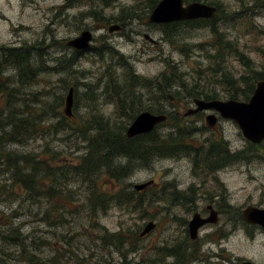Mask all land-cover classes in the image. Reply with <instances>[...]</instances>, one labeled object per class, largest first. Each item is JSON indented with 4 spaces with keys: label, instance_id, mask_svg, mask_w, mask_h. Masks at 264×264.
<instances>
[{
    "label": "rangeland",
    "instance_id": "obj_1",
    "mask_svg": "<svg viewBox=\"0 0 264 264\" xmlns=\"http://www.w3.org/2000/svg\"><path fill=\"white\" fill-rule=\"evenodd\" d=\"M200 1L216 6L212 21L199 19L190 27L176 22L166 33L163 24L147 19L151 0H114L107 5L100 0H0V45L39 42L32 60L43 69L25 81L13 74L11 66L2 67L1 74L10 77L14 88L11 96L0 92V108L17 109L19 115L35 119L32 128L3 142L2 148L34 158L49 157L46 160L58 166L77 162L86 151L82 134L92 131L94 113L102 115L101 124L107 117L114 131L118 123L130 122L115 111L120 108L110 84L116 77L122 87L119 91L129 84L131 106L148 105L150 111L161 109L167 115L155 132L168 133L178 123L191 128L193 148L220 140L244 154L211 172L192 164L193 149L188 154L154 157L138 164L124 179L131 184L155 182L142 189L139 208L127 209L110 201L103 211L94 212L88 209L87 196L92 185L102 189V181H108L102 172L84 180L65 169L57 170V175L68 174L67 178L54 180L52 196L38 195L11 183L0 159V264H238L241 258L264 264V228L244 222L240 214L247 204L264 207V139L263 148L255 147L232 119L217 113L214 125L208 126L204 115L209 109L184 114L194 106L192 97L186 95L192 83L213 89L214 98L247 99L250 95L253 88L246 95L232 93L246 90L250 83L254 87L257 76L264 75V5L259 0ZM110 23L120 28L108 31ZM83 28L92 31L91 43L75 53L65 40ZM114 51L139 76L152 78L168 68L170 77L186 84L171 99L158 90L164 85L161 78L157 88H144L123 75L124 67ZM176 81L167 95L178 89ZM69 86L73 128L69 124L60 128L54 121ZM170 112L176 116H168ZM2 121L0 116V133L6 128ZM207 202L217 209V221L202 226L194 241L187 237L181 258L178 253H165L163 246L169 249L183 241L184 220L193 211L204 213ZM147 220L155 226L138 235ZM8 225L18 229L16 243L6 242ZM119 227L125 241L120 247L102 240L103 230Z\"/></svg>",
    "mask_w": 264,
    "mask_h": 264
},
{
    "label": "trees",
    "instance_id": "obj_2",
    "mask_svg": "<svg viewBox=\"0 0 264 264\" xmlns=\"http://www.w3.org/2000/svg\"><path fill=\"white\" fill-rule=\"evenodd\" d=\"M100 1L103 5H107L114 0ZM259 1L261 5H264V0ZM155 2L156 1L151 0L150 8L153 7ZM120 14L124 13L120 11ZM213 17L192 18L160 24H163L162 30H165L167 33L170 27L177 24L176 22H180L179 24L186 22L184 25L190 27L193 26L195 22H198L197 20L199 19L212 21ZM39 44L38 42L22 45H0V92L4 91L7 95L11 96L12 88H14L10 85V82H12V80L9 79L10 77L1 74L2 67L11 66L14 69L13 74L20 79L24 78L25 81L32 80L38 69L43 70L39 63L35 65L34 63L36 62L32 60V55L35 50H37L35 47L39 46ZM73 50L75 53L80 51L78 49ZM114 54H117L120 64L124 67L123 75L127 77L128 80L134 83L141 82L142 87L152 90L154 86L157 88L159 82L157 79L161 78L164 85H159L158 90L162 95L167 97L166 92L169 90L172 82L176 81V78L170 77L172 74L168 68L160 71L152 78H145L134 73L133 68L121 54L115 51ZM257 77L258 79L264 78V75H258ZM244 80L248 81L247 78ZM185 84L186 83L183 81H176L178 89H175L173 94L171 93L172 96H176L180 92L179 89L185 86ZM117 87V79L114 77V82L110 84V92L111 95L114 96V101H118L120 109H115L117 114H124L126 118H130L131 121L138 111L142 109L149 110L151 108L148 105V107H139L138 103H136V107L130 105V93H132V91L129 90V84H127L126 89H123L122 92L119 91L122 87ZM252 88L253 85L250 83L246 90L238 92L239 89H237L232 95H246L247 90L251 91ZM186 95L189 97L202 96L204 98H213L215 96V91L210 88L199 86L198 83H192L186 87ZM135 96L137 97L138 95ZM58 104L59 103H57V107ZM123 104H127L126 109H121L123 108ZM9 105H11V103L6 106ZM157 112H162V110L158 109ZM18 113L17 109H9V107L5 109L0 108V116L3 117L2 127L6 126L0 133V159L4 161L11 183L15 181L16 184H20L25 189H29L38 195L46 194V196H52V193L55 192L52 186L54 180L58 178L59 180H63L67 178L68 175H57V170L65 169L66 173L75 175L84 180H93L95 177L89 178L90 175L102 172L105 180L108 181H102V189H95V186L92 185V189L87 196L88 209L90 212H94L98 208L103 211L110 201L125 206L127 209L139 208L140 202L142 201L141 194H143L144 191L135 190L132 184L130 182H124V179L138 164H145L154 157L180 155L182 152L193 149V155H190L192 164L197 169L203 168L205 171L211 172L224 164L233 162L237 158L244 156L241 150H231L226 142L220 140L216 141L214 145L209 144L206 147L199 146L198 149L193 148L191 146V139H189L191 128L189 126H184L183 128V126L174 122L173 131L168 133L159 134L155 132L154 127L148 132L128 137L124 132L126 127L125 124L118 123L114 131L113 127L109 125V119L107 117L106 121H104L105 123L101 124L100 120L102 115L100 113H94L90 118V127H92V131L88 133L83 131L82 134V138L86 140V145L84 146L86 151L84 154H81L78 161L75 163L58 166L54 162L46 160L49 159V157L46 159L34 158L30 153L12 151L11 148H2L3 142L13 140L17 134L22 136L23 133L29 128H32L34 124V117H28L26 115L21 116ZM72 116V113L71 115H65L62 109L61 111L58 110L54 126L65 128L66 125L69 124L70 127L73 128L71 122ZM168 116L173 117L176 116V114L170 112ZM95 119H98V121ZM260 142L252 144L257 148H263ZM249 143L251 144V142ZM52 155L53 154H51V157ZM118 157L122 158V161L115 162L114 159ZM62 173H64V171H62ZM113 181L117 183L114 184L116 187L113 186V188H108V185ZM20 185L18 186L20 187ZM66 195H69V193H66ZM44 214L46 218H49V216H47V211H44ZM6 230V242L16 243L18 240V229L8 225ZM121 231V227L114 231L103 230L101 238L108 243H113L114 247H120L122 243L125 242ZM12 235L14 236L12 237ZM131 249L133 248L129 250Z\"/></svg>",
    "mask_w": 264,
    "mask_h": 264
},
{
    "label": "water",
    "instance_id": "obj_3",
    "mask_svg": "<svg viewBox=\"0 0 264 264\" xmlns=\"http://www.w3.org/2000/svg\"><path fill=\"white\" fill-rule=\"evenodd\" d=\"M216 6L200 0H157L150 9L147 19L154 23H168L192 18H212L216 13ZM117 23L107 25V30L119 29ZM92 31L89 28L81 29L76 35L65 40V43L78 50L86 49L91 43ZM169 99L172 95H167ZM72 86L63 99L62 112L71 115ZM193 107H188L184 114L194 113L197 110L209 109L222 117L232 119L238 126L241 134L251 143H257L264 139V78L256 80L255 85L247 99L235 98H202L192 97ZM166 118L164 112H153L148 109L138 111L125 127V135L130 137L139 133L152 130L158 123ZM205 122L208 126H213L216 117L212 111L205 115ZM152 179L143 182H135L132 187L142 190L148 185H153ZM208 212L205 216L197 211L193 212L188 219V233L191 237L196 235V229L204 222H215L217 220V210L207 205ZM242 220L249 224H257L264 228V207L247 204L240 210ZM154 226V221L147 220L138 235L147 233ZM238 264H255L248 258H241Z\"/></svg>",
    "mask_w": 264,
    "mask_h": 264
},
{
    "label": "flooded vegetation",
    "instance_id": "obj_4",
    "mask_svg": "<svg viewBox=\"0 0 264 264\" xmlns=\"http://www.w3.org/2000/svg\"><path fill=\"white\" fill-rule=\"evenodd\" d=\"M173 97V96H172ZM195 97H202V96H195ZM167 98H168V96H167ZM202 98H204V97H202ZM213 113H214V115H215V117H216V119H217V116H216V113L218 114V112H215V111H213V110H211ZM208 112H210V111H208ZM207 112V113H208ZM194 113H196V112H194ZM207 113H205V115L207 114ZM190 114H192V113H190ZM205 115H204V117H205ZM219 115V114H218ZM220 116V115H219ZM220 117H222V116H220ZM204 120H205V118H204ZM191 199H194V197H192L191 196ZM214 201V200H213ZM211 202V201H210ZM210 202H207V203H205V205H204V209H205V212H206V214H207V212H208V207H207V205H210L211 207H213L214 209H216L213 205H212V203H210ZM217 210V209H216ZM193 212H195V211H193ZM192 212V213H193ZM198 212V211H197ZM205 212L204 213H200V212H198L200 215H202V216H205L206 214H205ZM192 215V214H191ZM191 217V216H190ZM217 221V220H216ZM215 221V222H216ZM146 222V221H145ZM207 223H214V222H204V223H202L200 226H198L197 227V229H196V235L194 236V237H191L190 236V234L188 233V219L187 220H184V223H183V226H184V228H183V233H184V235H183V237H182V239H183V241L181 242V241H179V243H177L176 245H174V246H172V247H170L169 249H167V247L166 246H163L164 247V249H165V253H168V252H173V253H178V255L180 256V258H181V256L183 255V253L181 252V248L183 247V244H185L186 245V243L188 244V238L187 237H189L192 241H194V239H196L197 238V236H198V232H199V230H200V228L202 227V226H204L205 224H207ZM154 226H155V222H154ZM153 226V227H154ZM152 227V228H153ZM151 228V229H152ZM150 229V230H151ZM149 230V231H150ZM148 231V232H149ZM147 232V233H148ZM146 234V233H145ZM192 250L193 251H195V249H194V246H192ZM192 252V251H191ZM190 255H191V253H189Z\"/></svg>",
    "mask_w": 264,
    "mask_h": 264
}]
</instances>
